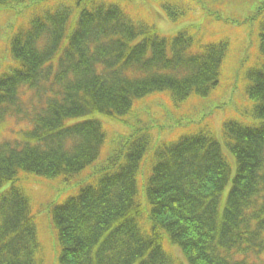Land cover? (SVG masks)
I'll return each instance as SVG.
<instances>
[{"label": "trees", "instance_id": "1", "mask_svg": "<svg viewBox=\"0 0 264 264\" xmlns=\"http://www.w3.org/2000/svg\"><path fill=\"white\" fill-rule=\"evenodd\" d=\"M123 1L0 0L26 10L1 41L0 125L13 118L24 126L0 140V188L8 184L0 193V264L42 263L22 173L72 176L74 194L49 208L58 264H264V0L243 19L226 20L258 24L251 41L258 57L243 74L249 105L222 121L232 176L211 114L156 144L153 123L130 119L158 93L185 103L187 115L221 93L229 86L222 77L215 90L226 41L202 44L197 34V45L187 32L168 41ZM160 7L171 22L187 11L177 1ZM96 115L131 124L104 158ZM247 117L259 121L248 125Z\"/></svg>", "mask_w": 264, "mask_h": 264}, {"label": "rangeland", "instance_id": "2", "mask_svg": "<svg viewBox=\"0 0 264 264\" xmlns=\"http://www.w3.org/2000/svg\"><path fill=\"white\" fill-rule=\"evenodd\" d=\"M58 1L61 2L62 0ZM109 1L116 2L117 0ZM122 1L123 0H121V3L124 4L125 2L123 1V3ZM169 1H177L178 4H182L186 8H191V11L186 12V15L184 16L181 15L177 22L172 23L170 20H166L164 12L160 10L161 0H131L133 5L128 6L127 4L125 7L127 10L129 9L130 15L133 16L135 20H138V17H147L150 21L157 23L158 27L156 29L162 35H173L180 28H182V26L184 27L191 22H195V26H197L199 31L202 32V34L199 33V35L203 41L212 40L209 42H217L220 39L224 40L226 38L228 41L227 56L221 67L219 85L215 90L219 88L222 77L226 78V82L229 86L224 88L221 93H218L213 99L206 101L204 106L201 105V103H196L195 106L198 108L197 111H194L189 115L186 114V108L184 107L178 110V118L173 119L172 113H166L164 111V106L171 104L168 103L167 96L161 95L159 96L161 101L158 100L157 97H149L139 102L134 108L133 118L130 119L135 118L136 121H139L140 119L143 122L153 123L151 124V129L155 131L160 129L157 124L167 127L166 130L161 131L155 137V141L159 142L166 141L173 137L172 135H168V128L184 127L189 122L199 119L201 115L211 114L214 124L215 138L220 143L223 154L230 162L232 176L235 172V166L231 156L224 146L223 139L221 138L222 123L224 122L223 119L225 117H239L240 113L238 108H245L249 105L248 99L245 95V85H247V81H245L243 74L245 68L251 67L256 62L258 57L254 45L256 43L251 42L255 38L254 36L256 32L252 31L255 29L254 26L258 29V24L254 23L251 24L249 28L243 29L244 26H238L233 21L230 20L229 22H226V20H229L232 16H239V18L243 19L253 9L254 3L257 0H225L221 3V5L215 6H212L207 0H190L194 6H191V2H188L187 0ZM186 3H188L189 6H187ZM24 9V4H12V6L8 5L0 7V11H3V13H0V42L5 40L7 34L12 28L20 26L19 23L24 11L26 12ZM213 12H218L220 14L217 16L219 17V20H214V18H210L208 16L209 13L213 14ZM245 30H247L249 34H246L244 32ZM248 35H251L252 39H249ZM2 45L3 44L1 42V53L3 52ZM245 48L247 50H245ZM96 117L99 116L96 115ZM12 119L9 118L3 122L0 132V140L12 138V130L20 129V126L16 125L19 124V122ZM128 121L131 122V120ZM244 121H246L248 125H253L257 124L259 120L247 117L244 118ZM106 124L107 126L105 127V132L107 140L103 146L102 153L105 155L111 148L110 141H117L118 137L127 133L128 128L131 126L128 122L127 124L125 122H106ZM20 183L23 188V194L30 205L31 214L36 227L39 249H42L44 255V258L43 255L41 257V264H58L56 230L51 221L49 208L52 204L63 202L71 195L73 190L72 176L62 179H45L36 175L22 173L20 176ZM7 187L8 184L3 185L0 188V193ZM229 189L230 182L225 186L221 193L218 207L219 214L223 211ZM172 250L175 255H179L178 250Z\"/></svg>", "mask_w": 264, "mask_h": 264}]
</instances>
